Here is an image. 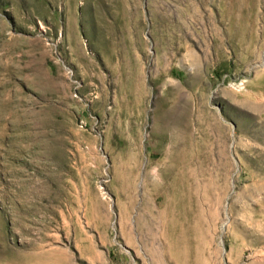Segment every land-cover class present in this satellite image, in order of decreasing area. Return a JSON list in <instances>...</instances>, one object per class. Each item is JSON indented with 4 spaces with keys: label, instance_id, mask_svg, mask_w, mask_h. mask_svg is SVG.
<instances>
[{
    "label": "rangeland",
    "instance_id": "obj_1",
    "mask_svg": "<svg viewBox=\"0 0 264 264\" xmlns=\"http://www.w3.org/2000/svg\"><path fill=\"white\" fill-rule=\"evenodd\" d=\"M0 264H264V0H0Z\"/></svg>",
    "mask_w": 264,
    "mask_h": 264
},
{
    "label": "bare ground",
    "instance_id": "obj_2",
    "mask_svg": "<svg viewBox=\"0 0 264 264\" xmlns=\"http://www.w3.org/2000/svg\"><path fill=\"white\" fill-rule=\"evenodd\" d=\"M185 14H186V12H185ZM194 17H196V15L194 14L193 15ZM197 18V17H196ZM167 159V158H166ZM165 161V160H164ZM191 163H192V160H191V157H189V156H187V158H186V160H185V177H193L194 175H192V171H191ZM193 165V164H192ZM167 168V167H166ZM165 168V169H166ZM194 174V173H193ZM192 175V176H191ZM193 180H194V178H193ZM186 181V180H185ZM184 181V183L186 184V185H190V184H194V183H190V182H185ZM192 186V185H191ZM194 186V185H193Z\"/></svg>",
    "mask_w": 264,
    "mask_h": 264
}]
</instances>
